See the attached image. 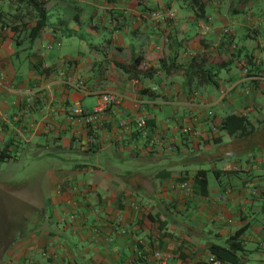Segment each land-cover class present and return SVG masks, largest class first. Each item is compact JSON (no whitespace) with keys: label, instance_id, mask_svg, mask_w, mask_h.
Returning a JSON list of instances; mask_svg holds the SVG:
<instances>
[{"label":"crops","instance_id":"crops-1","mask_svg":"<svg viewBox=\"0 0 264 264\" xmlns=\"http://www.w3.org/2000/svg\"><path fill=\"white\" fill-rule=\"evenodd\" d=\"M47 1L50 11L65 15L68 8L62 10L61 0ZM75 1L92 7L91 21L100 10L106 21L111 17L108 30L114 37L92 44V56L81 50L76 56L43 53L37 39L25 38L21 27L16 32L0 23V161L18 162L33 149L35 159L47 154L52 161L58 159L43 170V189L20 193L34 219L29 228L22 226L1 240L0 264H214L211 258H219L211 244L232 250L223 264H264V79L244 78L240 69L248 56L264 65V42L253 35L261 34V18L256 20L259 27L247 19L231 21L214 7L219 12L205 7V17L200 18L188 0L182 15L175 7L181 0ZM168 1L177 16L167 30L178 34L166 40L169 45L175 39L181 42L177 62L181 56L188 62L197 53L216 54L220 49L227 52L225 59H233L229 68H223L227 75L220 72L218 83L189 84L180 72L163 73L158 81L145 82L158 91L143 93V87L132 85L128 74L115 65L131 64L133 52L144 57L145 65L159 66L150 61L167 22L156 25L149 16ZM202 20L211 27L203 35L195 30ZM78 23L75 32L48 28L47 43L59 47L62 36H78L83 31ZM88 30L96 35L101 31L96 24ZM147 32L148 40L139 42ZM27 43L31 54L22 57L21 47ZM233 66L237 74H231ZM62 70H72L98 91L110 88L155 100L148 107L149 124L166 139V151H151L147 142L120 127L125 117H137L131 101L107 109L95 126L74 116L75 107L91 108L97 98L91 95L94 102L86 105L88 96L62 86L58 79ZM261 75L264 71L255 74ZM224 87L229 92L223 98ZM195 93L207 106L197 104ZM194 114L205 119L198 116V126L206 134L184 139L180 126L191 122ZM231 114L247 118L244 133L220 130L223 118ZM211 122L217 123V132H208ZM125 152L131 166L112 162H125ZM205 160L211 163L215 180L211 183L204 168L208 187L201 191L194 176L203 169L196 164ZM183 182L187 189L175 188Z\"/></svg>","mask_w":264,"mask_h":264},{"label":"rangeland","instance_id":"rangeland-1","mask_svg":"<svg viewBox=\"0 0 264 264\" xmlns=\"http://www.w3.org/2000/svg\"><path fill=\"white\" fill-rule=\"evenodd\" d=\"M186 0H181V3H176L175 7L180 11V14L182 15L183 11H185L186 8H182L183 3H185ZM192 2V0H188ZM207 1L206 7L209 9V11H212L213 13L222 11V13L226 14L229 17V20L233 21L236 19L239 20H248L251 24L253 21L255 23V26H258L259 23H257L256 20H259L261 18V21L263 23L262 26H260L261 34H253L254 38H259L260 41L264 42V0H205ZM88 2V0H87ZM170 3L169 1L166 4H163L162 7H157V9H161L163 13L171 10L170 7L167 6V4ZM174 3V2H173ZM69 6V7H68ZM167 6V7H166ZM173 6V5H172ZM217 8L219 11L215 10L214 8ZM0 8L5 11L6 13H11L12 15L19 14L24 19V22L26 23V26L22 28L24 31V37L28 38V32L31 29V27L34 25L35 19L33 18V15L28 12V7L26 6V3L20 2V0H0ZM61 8L63 11H65V15L62 16L61 14H57L55 9L51 11L50 14V24H54L56 27L62 28L64 31L68 30V28L74 29L79 24L76 20V16L80 19V22L82 23L83 31H80L78 36L74 34L73 36H62V43L61 46L58 47V45L54 46L52 49L49 48V44L47 43L46 36H44V32L48 31L47 29L42 33L41 37L36 40V46L38 49H42L43 53L52 52V53H72V55H77L78 51H82L87 56H92L90 54V46L92 44L98 45L95 43H102L113 39V34L108 30L109 24H111V17L108 16L107 21L105 20V12L103 10H100L99 14L93 16V21L90 20L91 13L94 11L91 9L87 3H82L75 0H61ZM59 10V8H58ZM190 12H193V9L189 8ZM150 12V19L156 24V25H162L161 23L167 22V27L165 30H163V40L161 43H158L156 45L154 54V59L152 61H157L159 64L163 61H166V63H169L170 57L173 53V49L169 47V43H167L166 37H171L173 35L178 34V30H172L171 32H168V28L171 26L168 22H171V20H156L151 17ZM12 15L7 16L6 23H8V26L10 25H17L18 18L15 19ZM15 19V20H14ZM65 19L66 22L64 24H60L59 20ZM105 20V21H104ZM174 21V20H173ZM204 21V20H202ZM200 21V22H202ZM199 22V23H200ZM90 24H96L100 31V34H95L94 31H89L88 26ZM254 25V24H253ZM258 26V27H259ZM160 27V26H159ZM199 30L195 26V30ZM150 32V31H149ZM149 32L145 34H141V36L137 39L139 42L147 41L148 39L145 36H150ZM168 32V34H166ZM246 34V33H244ZM22 35V36H23ZM82 35V37H81ZM260 36V37H258ZM23 38V37H22ZM246 39V38H245ZM251 39L248 38L245 41V44L247 45L250 43ZM256 41V39H255ZM30 43H27L21 48H24V50H21L20 55L23 57L24 55L31 54V48H28V45ZM104 44V43H103ZM30 46V45H29ZM48 46V48H47ZM160 48H159V47ZM70 49V50H69ZM130 48H126L128 50ZM219 54L221 56L224 55V53L217 52L216 54H211V58L221 59L219 57ZM94 58V55H93ZM224 58V56H223ZM183 58L181 56V59L178 60V63H185L187 61H182ZM222 60V59H221ZM13 62L16 66L19 67V61L16 56L13 58ZM147 67L151 66V63L146 64ZM25 65L22 66V68L25 71ZM232 73H238V69L236 66L232 67ZM21 74V72L19 73ZM222 76H226L227 72L225 70L221 71ZM160 77L156 78V81H158ZM94 102L92 96H88L86 98V105H89L90 103ZM89 109V108H88ZM2 141H0V146H2ZM34 149L29 152L28 157H24L18 162H14V160H11L10 162L3 163V161H0V242L2 239H5L9 233L15 230V232H18L16 229H20L22 226H28L31 224V222L34 219V211L33 209L30 210L31 206L28 202L25 201V198L20 193L23 192H35L39 191L40 189H43L45 187L44 182V172L47 167L51 164L50 162H56L58 159L54 158V161L50 160L47 155H44L40 159H35L34 157ZM124 155L127 157L125 162L117 161V159H112V162L119 167L122 165H125L126 167L131 166L130 158L127 152L124 153ZM14 156V153H13ZM76 156V155H75ZM79 158L80 156H76ZM50 163V164H49ZM197 168H205L208 170L209 178L211 183L213 180H215V175L212 171L211 163L207 160L203 163H197ZM2 247L0 246V252Z\"/></svg>","mask_w":264,"mask_h":264},{"label":"trees","instance_id":"trees-1","mask_svg":"<svg viewBox=\"0 0 264 264\" xmlns=\"http://www.w3.org/2000/svg\"><path fill=\"white\" fill-rule=\"evenodd\" d=\"M20 2L26 3V6L28 7V12L33 15V18L35 19L34 25L31 27V29L28 32V36L31 41H35L36 39L40 38L42 33L48 29L53 28L54 24H50V14L51 11L47 7V0H20ZM191 4H193V7L196 9V13L198 14V17H205V7L207 5V1L205 0H192ZM12 15L11 13H6L0 8V23L2 24V27L8 26V23H6L7 16ZM52 15V14H51ZM13 17L18 18L17 25H10L12 30L19 31L20 27L23 28L26 26V23L24 22V19L21 15L16 14L12 15ZM14 19V20H15ZM76 20L80 22V19L76 16ZM206 22V21H205ZM208 23V22H207ZM22 30V29H21ZM70 32L72 29H68ZM45 33V32H44ZM82 36V35H81ZM17 40H19L20 35L17 36ZM181 42L179 40H173L171 43V48L173 45L176 46V49H173V53L170 57L169 63L166 61H163L159 64V66H153L147 67L144 64V57L141 55H136L132 52V59L131 64L126 65L122 64L120 62L115 61V65H117L120 69H122L125 73L128 74L130 79H139L141 83L145 82L147 80H153L156 79V77L160 74H170L172 72L176 73H182L185 80L192 84L193 82L198 83L199 85H210V84H216L218 83V76L220 72L223 70L224 67L229 68V65H231L233 59L227 57L226 59L223 58L219 54V57L222 59L211 58V53L208 51H203L200 53H197L194 55L188 62L181 64L177 62L178 58V51H179V45ZM241 52V51H240ZM219 53H227L224 49H220ZM242 63H246L249 74L251 75H257L261 74L264 71V65L261 62V60L255 56H248L245 58L240 65V69L242 67ZM143 84V93H146L147 91H150V86L147 87L146 84ZM196 94V93H195ZM194 94V95H195ZM198 116L202 121H205L203 117H201L199 114H194L192 116V121L189 123H192V125L199 127L200 121L198 119ZM206 122V121H205ZM188 122H183V124L180 126L182 127L184 124ZM248 121L245 116H238L235 114H231L223 118L220 127V130L227 131L228 134H234L235 132H242L244 133L245 130H247ZM217 132V131H216ZM179 134L181 137L189 138L186 135H183L180 131ZM192 138V135L190 139ZM194 138V137H193ZM189 139V140H190ZM166 140V139H165ZM168 143L166 141V144L164 145V149H167ZM151 151H160V150H151ZM194 180L196 182L197 187L201 189V191H204L205 188L208 187V176H207V170L205 169H199L195 172ZM210 250L213 254H215L220 260H224L225 258L231 257L230 254L232 250L230 248H226L224 246L218 245V244H211Z\"/></svg>","mask_w":264,"mask_h":264},{"label":"built area","instance_id":"built-area-1","mask_svg":"<svg viewBox=\"0 0 264 264\" xmlns=\"http://www.w3.org/2000/svg\"><path fill=\"white\" fill-rule=\"evenodd\" d=\"M176 12L174 10H169L165 13L161 9H156L151 13V17L156 20H175ZM200 33L203 35L210 31V24L205 21L199 23ZM226 29V28H225ZM229 31L226 29L225 32ZM49 48H52V45H49ZM241 72L244 78H261L264 79V75L261 77H256L255 75L249 74L248 67L246 63H242ZM59 83L69 89H74L81 93L83 96H91L94 95L97 98V102L91 108L84 109L83 107L77 106L72 110V114L79 119H82L86 124L95 126L97 125L101 119L103 114L107 109L112 107H119L125 101H131L137 111V117L135 119L130 117H125L120 122V127L130 133L136 140L147 142L149 148L151 150H161L165 152L164 145L166 144V140L163 139L162 135L159 131H157L154 127L149 124V104L156 103L155 100L147 101L138 95L133 97L128 93L120 92L115 89L105 88L101 91L94 89L92 85H90L87 80L77 75L72 70H62L58 74ZM132 85L144 87L139 79H132ZM233 87V86H232ZM231 87V88H232ZM230 88V90H231ZM150 91L157 92L158 87H151ZM27 92L33 93L31 90H27ZM229 89L224 87L220 94L224 98L227 96ZM197 104L201 107L207 106V102L200 97L198 94H195ZM160 102H157V104ZM162 104V103H160ZM218 129V125L215 122H211L209 125L208 132L214 133ZM180 132L183 135L188 137H203L206 134L205 130H202L199 127L192 125V123H186L182 127H180ZM179 189H187L188 183L183 182L179 185H176L175 188ZM224 199V198H223ZM212 263L214 264H223L220 259L216 257L211 258Z\"/></svg>","mask_w":264,"mask_h":264},{"label":"clouds","instance_id":"clouds-1","mask_svg":"<svg viewBox=\"0 0 264 264\" xmlns=\"http://www.w3.org/2000/svg\"><path fill=\"white\" fill-rule=\"evenodd\" d=\"M200 32V31H199Z\"/></svg>","mask_w":264,"mask_h":264}]
</instances>
